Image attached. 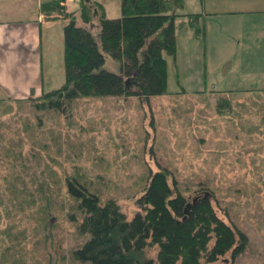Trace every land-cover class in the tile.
Segmentation results:
<instances>
[{
  "label": "rangeland",
  "instance_id": "374dc122",
  "mask_svg": "<svg viewBox=\"0 0 264 264\" xmlns=\"http://www.w3.org/2000/svg\"><path fill=\"white\" fill-rule=\"evenodd\" d=\"M90 1L105 18L120 17L121 0ZM64 6L78 26L89 27L80 20V0H65ZM36 9L33 2L16 8L15 2L0 1V23L9 33L16 29L10 22L27 19ZM210 20H204L201 37L186 22L176 23L175 57L163 55L165 95L144 103L136 97L81 98L64 116L36 110L34 103L65 82L67 21L45 18L41 25L21 26L20 36L34 35L35 42L30 39L27 48L0 46V230L10 214L15 220L25 215L12 221L18 243L41 250L35 259L23 255L25 264H82L71 254L89 237L79 232L80 213L65 188L68 178L81 177L87 190L101 202L114 201L131 220L141 212L137 199L149 173L159 167L168 169L190 200L203 195L200 190L211 192L217 216L247 236L234 261L227 254L201 264H264V16ZM90 29L96 34L95 26ZM103 55V69L119 74L120 64ZM10 188L15 200L18 190L27 189L37 202L25 207L24 200L13 202ZM48 189L50 214L43 208ZM14 203L25 213L11 210ZM156 252L148 248L146 255L154 259Z\"/></svg>",
  "mask_w": 264,
  "mask_h": 264
},
{
  "label": "trees",
  "instance_id": "16d2710c",
  "mask_svg": "<svg viewBox=\"0 0 264 264\" xmlns=\"http://www.w3.org/2000/svg\"><path fill=\"white\" fill-rule=\"evenodd\" d=\"M64 3L65 0L40 3V11L46 19L67 21L63 27L65 82L61 88L37 97L36 110L64 116L81 98L136 97L144 103L152 96L165 95L167 62L163 55L175 57L176 23L185 20L198 37L204 36V16L183 14L185 0H121L117 19L105 18L96 3L80 0V20L88 28L77 25L76 17L65 11ZM94 18H97L95 23ZM92 26L96 27V34L90 29ZM103 53L120 64L119 74L103 69ZM126 80H129L127 85ZM10 152L19 156L13 150ZM169 178L166 168L159 167L158 171L149 173L147 184L137 199L141 212L131 220L126 219L114 201L101 202L97 194L87 190L81 177L68 178L65 188L80 213L79 232L89 237L72 252L73 261L82 264H201L203 260L213 263L227 254L234 261L242 254L248 243L247 236L217 216L210 202L211 192L200 190L204 191L203 195H198L186 208L192 199L183 196L173 178H170L171 183ZM14 189H9V198H13ZM27 191H15L16 200H11H24L23 207L37 202ZM45 193L43 208L50 214L53 194L50 189ZM11 210L18 214L19 210L25 213L26 209L14 203ZM10 216L11 220L0 230V264H25L28 261L23 255L38 254L41 250L28 251L18 243L15 222L23 220L25 215L17 220ZM148 248L157 250L154 259L147 257ZM31 258L35 259L34 255Z\"/></svg>",
  "mask_w": 264,
  "mask_h": 264
},
{
  "label": "crops",
  "instance_id": "0c3cea01",
  "mask_svg": "<svg viewBox=\"0 0 264 264\" xmlns=\"http://www.w3.org/2000/svg\"><path fill=\"white\" fill-rule=\"evenodd\" d=\"M3 2L10 1L16 3V8H26L29 3L33 2L36 9L34 15L27 19L10 22L12 27L16 29L7 33L3 23H0V46L1 45H13L18 44L20 46L29 45L30 41L35 42L36 38L31 35L28 39L27 36H20L21 26L30 27L33 23L39 25L45 21L44 15L40 11V4L43 0H0ZM66 6V5H65ZM5 8V7H4ZM67 8V7H66ZM201 14L205 18V22H210L212 17H227V16H264V0H185V13L183 14ZM31 14V13H29ZM23 20H28V23H24ZM48 20V19H46ZM182 22H186L182 20ZM13 32V34H12ZM16 34V35H14ZM31 39V40H30ZM35 39V40H34ZM30 40V41H29ZM260 47L263 48L262 43Z\"/></svg>",
  "mask_w": 264,
  "mask_h": 264
},
{
  "label": "water",
  "instance_id": "95a60500",
  "mask_svg": "<svg viewBox=\"0 0 264 264\" xmlns=\"http://www.w3.org/2000/svg\"><path fill=\"white\" fill-rule=\"evenodd\" d=\"M126 85L129 83V80L125 81ZM198 197L192 198L191 202L187 204L186 208H189L192 203H194L197 200ZM185 214H187V210H185Z\"/></svg>",
  "mask_w": 264,
  "mask_h": 264
}]
</instances>
